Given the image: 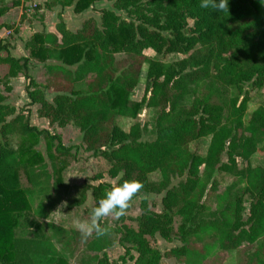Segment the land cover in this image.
I'll use <instances>...</instances> for the list:
<instances>
[{
	"label": "trees",
	"instance_id": "trees-1",
	"mask_svg": "<svg viewBox=\"0 0 264 264\" xmlns=\"http://www.w3.org/2000/svg\"><path fill=\"white\" fill-rule=\"evenodd\" d=\"M96 1L102 0H48L44 6L73 5V12L80 13ZM106 1L111 4L101 8L99 23L88 17L71 31L58 12V36L35 32L24 44L27 57H0L7 65L0 82L7 85L9 78L21 74L28 104L38 106L36 116L48 126L75 124L84 149L117 179L115 185L105 183L98 168L90 177L96 184L85 181L78 195H68L66 185L51 182L43 164L27 167L24 150L11 145L12 136L36 141L44 134L48 144L56 140L59 155L68 154L70 147L60 135L29 124L28 113L15 114L0 95V264H67L70 258L79 264H123L124 256L118 262L106 256L114 243L126 253L136 252L134 264H160L162 254L149 240L157 234L171 241L175 233L182 245L165 254L181 264H224L229 250L235 251L234 264H264V166L236 169V157L264 156V96L242 94L246 82L257 91L264 88V0H228V11L220 14L201 9L200 0ZM18 3L0 0V15ZM147 48L161 56L182 57L163 62L146 56ZM31 59L43 64L46 83L30 76ZM144 64L142 96L131 101ZM88 75L92 78L84 83ZM81 83L84 89L77 88ZM46 89L54 92L50 100ZM143 106L157 109L155 142L141 140L146 124L136 119ZM203 138H209L205 154L191 151L189 145ZM20 167L27 169L30 188L19 184ZM215 170L233 174L240 185L216 194ZM152 173L159 178L150 180ZM173 177L181 180L170 186ZM129 180L143 185L132 199L162 194L160 212L149 210L146 198L141 199L135 228L125 223L128 207L123 215H114V228L101 219L109 229L101 238L95 233L83 238L79 229L51 224L56 247L52 239L14 233L17 215L28 210L34 197L37 216L48 218L57 207L68 215L85 202L88 190L93 209L110 188ZM176 215L183 217L174 231Z\"/></svg>",
	"mask_w": 264,
	"mask_h": 264
},
{
	"label": "rangeland",
	"instance_id": "rangeland-1",
	"mask_svg": "<svg viewBox=\"0 0 264 264\" xmlns=\"http://www.w3.org/2000/svg\"><path fill=\"white\" fill-rule=\"evenodd\" d=\"M8 1L10 2L12 0H8ZM110 4L111 1L109 2L106 0H102V3L97 8H92V9L88 8L87 14L85 15L83 14V17L84 16L93 17L99 23L101 8L109 7ZM17 8L18 10H16L17 11L16 13L19 12V7ZM27 9H30V11H28ZM31 10H35V8L32 5L23 3V7L21 8L22 12L21 14H19L20 17L19 15H16L15 17L12 18L14 19L13 21L16 23L19 17L20 21L26 22L27 20L28 22H30V24L32 23L33 20H38L40 22H43L44 20L43 15L39 14L40 13L39 11L36 10L31 11ZM26 13H28V15ZM66 13L67 14L65 20L62 16V19L65 21V25H68L71 28L77 26L79 24V18L75 16L69 9ZM117 14L127 19V16L122 11H117ZM80 17H82V15H80ZM56 23H57V19L55 24ZM188 23L190 26L192 21L189 19ZM14 24L12 25V27L16 25ZM13 30L16 31V26L15 28H13ZM187 31L188 30H186V32ZM5 40L6 39H0V46L3 44H5V47L7 46V43L4 42ZM143 53L150 58L157 59L163 62H170L182 57V55L179 54H169L166 56H161L149 48L144 49ZM3 54H5V51H3V49H0V55ZM116 58L117 59L122 58V54H117ZM5 67L6 68H0V78H2L5 75L4 73L7 69V65H5ZM146 67H147L146 64H144L142 67V71L140 72L138 82L132 94L130 95L131 101H139L142 96L144 82H145ZM28 71L30 76L35 81L41 84L46 83V78L48 77V75L45 69L43 68L42 63L35 62L34 60L31 59L29 61ZM91 78L92 76L88 75L85 78L84 83L85 81H89ZM1 81L2 82H0V95L4 97V102H7L9 105L15 108L16 110L15 114L18 113L19 110L24 111V115L28 113L29 124L42 126L43 121L41 122V120L43 119L46 120V119L43 117H37L35 115L34 106H37L36 104H28V98L24 91V86L27 83V81L22 77V75L21 74L17 75V77L13 78L12 81L8 80V84H10L9 89L6 88L7 85L5 84V80H1ZM77 88L84 89L83 83L78 84ZM244 93H249L250 97L260 98L261 96H264V88L261 89L260 91H257L255 88H252L250 82H246L242 85V94ZM231 94L232 95L235 94L233 90H231ZM53 95L54 92H52V89L45 90V97L50 99ZM156 115H157V109L153 107L143 106L139 110L136 120L146 124V128L141 137L142 141L155 142L158 140L156 139L157 134L154 127ZM44 125H45L44 127L48 130L50 134L60 135L62 144L66 147H70V152L65 155H59L54 149L55 145L57 144L56 140H53L52 144H48L47 137L44 134H41L36 141H33L31 138L28 137L21 138L19 136H12L11 145L13 147H17L21 150H24L22 157L23 160L27 159L26 160L27 167L29 166L37 167L40 164H43L50 175L51 182H54L55 185L59 187L66 185L68 188V195H78L85 181L90 184H96L95 181L92 182L90 177H92V175L96 170H98V168L100 169L101 172H104L102 181H104L105 183H109L111 185H115L117 179L108 176V174L106 173V168L105 166H103V162L97 159L90 151L84 149V144L81 140V133L75 124L69 123L63 127H59L57 125L48 126L46 123ZM208 142H209V138H203L196 142L191 143L189 145V148L191 151H196L198 154L204 155L206 152ZM244 150L247 151L246 146L244 147ZM222 160L223 161L226 160L225 155H222ZM247 164H250L251 166H256V165L264 166V156L254 154L249 158V160H243L240 157H236L237 170H242ZM17 171H18L20 186L22 188H30L27 169L20 167ZM213 176L217 182L216 194L218 195H220L227 188L234 189L235 187L240 185V184L235 185L236 179L233 174L224 173L220 170H215ZM149 178L150 180H156L159 178V175L158 173H152L149 176ZM180 180L181 179L178 177H173L171 179L170 186L176 185ZM161 196L162 194L157 195L150 193V194H141L135 197L134 199H132L129 209L126 213V215L129 217L125 221L126 225L131 226L133 228L136 227V217L141 212L139 208V203L142 198H146L149 206V210L154 212H160ZM248 198L249 197L247 195L244 197L245 199L244 217L247 215L248 212V207H249ZM37 202H38V198L34 197L31 200L28 210L17 215L16 217L17 223L14 228V233L16 236L52 239L56 247H58V243L54 240L49 225L51 224L54 226L61 225L69 229H79L78 228L79 223L81 222L87 223L91 221L90 212L93 207V199L91 197L90 190L86 192L85 202L79 207L72 209V211L68 215L62 214V212L59 210L60 208L57 207L52 211L51 215L48 218L39 217L34 213V208ZM214 205H215V201L213 200V207ZM182 217H183L182 215L174 216V220H173L174 231H176L177 227L179 226ZM102 220L105 221L107 226L111 228L118 226L116 225V217L113 214H110L102 218ZM149 243L152 247L157 248L161 252L162 258L160 264H181L177 258L165 254L171 248L182 245V242L177 238L176 233L173 235L171 241H165L159 235L156 234L154 237H152L149 240ZM127 253L125 252V249L118 243H114L111 247L106 249V256L108 257L109 260L118 262L119 257L124 256L125 261L123 262V264H134V259L137 256L136 252L130 250ZM127 255H131L132 258H129ZM225 257L226 258L224 264H234L235 251L233 250L227 251ZM67 264H79V263L76 262L74 258H70Z\"/></svg>",
	"mask_w": 264,
	"mask_h": 264
},
{
	"label": "crops",
	"instance_id": "crops-1",
	"mask_svg": "<svg viewBox=\"0 0 264 264\" xmlns=\"http://www.w3.org/2000/svg\"><path fill=\"white\" fill-rule=\"evenodd\" d=\"M1 1L5 5H9L11 3V1L9 2L8 0H1ZM18 1H19V3L16 6H12L11 8H9L8 11H6L2 15H0V24H9V25H11L10 28H12V29H9V28L7 29L5 26L0 27V39H6L4 42L7 43V46L5 48H2L3 51H5V54L0 55V57H4L7 53H9L14 58L27 57L28 52L25 49L24 44L30 38V36L33 33L44 31L47 33L57 34V32L55 31V22L57 19L56 15L58 12L61 13V16H63L64 20L66 19L65 17H66V14H67L66 12L68 11V9L75 16H77L79 18V24L77 26H74L71 28L68 25H66V28H68L71 31H75L76 29H78L81 25V22L85 18H88L86 16L83 17V14L84 15L87 14L88 9H86L80 13H75V12H73V5L65 6L63 8H61L59 6H53L51 8H46L44 6V3L47 2L48 0H18ZM23 3L32 5L34 8H35V5H39L40 8H35V10L39 11L40 12L39 14L43 15V19H44L43 22H40L38 20H33L32 23L30 24V22H28L27 20H26V22L20 21L19 20V17H20L19 14H21V12H22L21 8L23 7ZM101 3H102V1H96L94 3V5H92L89 9L97 8L98 6H100ZM18 5H20V6H18ZM17 7H19L18 13H16L17 12L16 10H18ZM27 10L30 11V9H27ZM35 10H31V11H35ZM26 14L28 15V13H26ZM16 15H19V17L15 23L13 21L14 19H12V18L15 17ZM80 15H82V17H80ZM13 24L16 26V31L13 30V28H15V26L12 27ZM31 25H33V26H31ZM57 36H58V34H57ZM35 62H37V61H35ZM5 65L6 64L0 63V68H6ZM6 72H7V69H6L5 73ZM13 78H15V77L9 78L8 80L12 81ZM7 85L10 87V84H8V82H7ZM47 99L50 100L51 98L50 99L47 98ZM5 103H7V102H5ZM34 107H35L34 111H35V115H36V109L38 108V106H34ZM42 121H43L42 126H38L35 124L34 125L38 126V128L46 129L44 127L45 126L44 124L45 123L47 124V120L43 119V120H41V122Z\"/></svg>",
	"mask_w": 264,
	"mask_h": 264
},
{
	"label": "clouds",
	"instance_id": "clouds-1",
	"mask_svg": "<svg viewBox=\"0 0 264 264\" xmlns=\"http://www.w3.org/2000/svg\"><path fill=\"white\" fill-rule=\"evenodd\" d=\"M199 7L201 9H211L218 14L228 11V0H200ZM143 185L138 181H123L116 186L110 188L103 198L97 201V206L91 211V221L78 225L79 232L83 238L95 233L97 238L104 237L109 229L100 224L102 218L113 214L117 217L123 215L129 207L132 200Z\"/></svg>",
	"mask_w": 264,
	"mask_h": 264
}]
</instances>
